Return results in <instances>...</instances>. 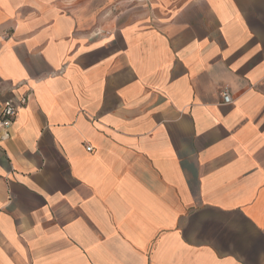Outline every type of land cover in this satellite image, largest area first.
<instances>
[{
	"label": "crops",
	"instance_id": "0c3cea01",
	"mask_svg": "<svg viewBox=\"0 0 264 264\" xmlns=\"http://www.w3.org/2000/svg\"><path fill=\"white\" fill-rule=\"evenodd\" d=\"M22 98L0 264H264V0H0Z\"/></svg>",
	"mask_w": 264,
	"mask_h": 264
},
{
	"label": "built area",
	"instance_id": "2783aa9c",
	"mask_svg": "<svg viewBox=\"0 0 264 264\" xmlns=\"http://www.w3.org/2000/svg\"><path fill=\"white\" fill-rule=\"evenodd\" d=\"M221 96L224 104H231L230 95L227 90H224ZM25 102V98L20 99L19 105H15L10 101L4 102L0 114V142L9 138V130L17 116L18 107L24 106ZM87 150L91 151L92 148L88 146Z\"/></svg>",
	"mask_w": 264,
	"mask_h": 264
}]
</instances>
